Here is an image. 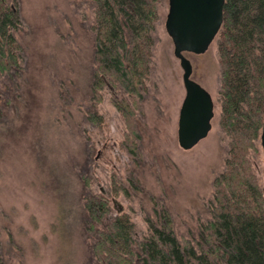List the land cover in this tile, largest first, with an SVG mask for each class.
<instances>
[{
	"label": "rangeland",
	"instance_id": "1",
	"mask_svg": "<svg viewBox=\"0 0 264 264\" xmlns=\"http://www.w3.org/2000/svg\"><path fill=\"white\" fill-rule=\"evenodd\" d=\"M18 3L21 26L15 35L22 69L14 82L0 81V264H96L90 261L92 239L81 218L85 189L103 193L113 215L130 216L137 243L148 233L146 217L162 206L180 239L197 237L198 226L209 218L213 181L225 169L229 152V138L219 124L216 39L203 54L185 53L192 78L213 97L215 114L208 136L184 150L178 143L183 69L165 27L169 0L158 1L151 71L135 112L139 136L133 156L122 145L127 123L114 102L124 95L101 89L96 105L101 119L95 124L87 117L94 65L92 1ZM257 147L251 160L264 192L260 139Z\"/></svg>",
	"mask_w": 264,
	"mask_h": 264
},
{
	"label": "trees",
	"instance_id": "2",
	"mask_svg": "<svg viewBox=\"0 0 264 264\" xmlns=\"http://www.w3.org/2000/svg\"><path fill=\"white\" fill-rule=\"evenodd\" d=\"M91 1L94 65L87 117L99 123L96 105L101 89L109 87L124 95L114 99L127 123L122 145L137 156L135 112L141 109L151 71L159 0ZM20 26L18 0H0V81L4 84L14 82L22 69V46L15 35ZM216 42L221 68L219 124L229 138V152L225 169L213 181L209 218L198 226L197 237L180 239L169 210L155 207L153 216L146 217L148 233L137 243L130 216L113 215L103 193L85 189L81 218L92 239L91 262L264 264V192L251 160L264 122V0H225ZM91 158L88 153L87 161ZM121 189L125 190L117 191Z\"/></svg>",
	"mask_w": 264,
	"mask_h": 264
},
{
	"label": "water",
	"instance_id": "3",
	"mask_svg": "<svg viewBox=\"0 0 264 264\" xmlns=\"http://www.w3.org/2000/svg\"><path fill=\"white\" fill-rule=\"evenodd\" d=\"M225 0H169L165 27L174 44V55L183 69L185 97L178 120V143L190 150L212 128L215 102L211 93L192 78L193 65L185 53L203 54L216 39ZM264 152V122L260 136Z\"/></svg>",
	"mask_w": 264,
	"mask_h": 264
}]
</instances>
